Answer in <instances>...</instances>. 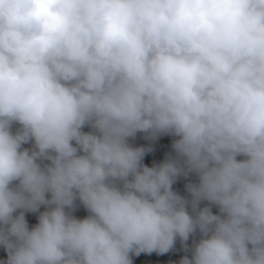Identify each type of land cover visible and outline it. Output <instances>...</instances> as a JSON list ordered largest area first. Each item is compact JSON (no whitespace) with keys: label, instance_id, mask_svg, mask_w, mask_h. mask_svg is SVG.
I'll return each instance as SVG.
<instances>
[{"label":"trees","instance_id":"1","mask_svg":"<svg viewBox=\"0 0 264 264\" xmlns=\"http://www.w3.org/2000/svg\"><path fill=\"white\" fill-rule=\"evenodd\" d=\"M137 1L80 9L64 44L52 38L41 50L34 84L0 71V264H264V59L239 61L238 37L195 46L176 65L184 85L150 142L154 162L191 143L199 109L221 104L217 146L179 193L139 168L120 129L50 116L55 100L70 97V72L88 73L91 91L98 84ZM75 92L85 110L89 95ZM53 158L67 162L73 187L43 175Z\"/></svg>","mask_w":264,"mask_h":264},{"label":"rangeland","instance_id":"2","mask_svg":"<svg viewBox=\"0 0 264 264\" xmlns=\"http://www.w3.org/2000/svg\"><path fill=\"white\" fill-rule=\"evenodd\" d=\"M92 2L0 0L2 75L23 86L34 84L45 70L40 56L48 39L55 38L54 48L63 45L64 33L71 29L77 13ZM135 8L134 23L118 50L107 57L98 84L91 91L88 73L70 72L63 83L70 97L55 100L50 116L56 125L66 120L80 127L120 129L139 168L164 175L170 193L176 194L197 161L216 148L221 129V104L216 102L212 109L196 112V133L190 144H175L159 164L150 157V142L184 85V74L176 65L185 61L195 46L204 48L215 37L234 35L240 40L239 61L264 59V0H138ZM75 90L89 95L85 110ZM78 138L82 147L80 132ZM57 166L61 165L53 158L43 175L73 187L67 162L62 168Z\"/></svg>","mask_w":264,"mask_h":264},{"label":"clouds","instance_id":"3","mask_svg":"<svg viewBox=\"0 0 264 264\" xmlns=\"http://www.w3.org/2000/svg\"><path fill=\"white\" fill-rule=\"evenodd\" d=\"M72 28V27H71ZM68 31H70L71 32V29L70 30H68ZM65 32H67V31H65ZM51 39H52V37H51ZM49 40V39H48ZM178 69V68H177ZM181 71V70H180ZM182 72V71H181ZM183 73V72H182ZM15 81V80H14ZM183 87V86H182ZM182 89V88H181ZM180 92V91H179ZM155 137V136H154ZM127 141V140H126Z\"/></svg>","mask_w":264,"mask_h":264}]
</instances>
